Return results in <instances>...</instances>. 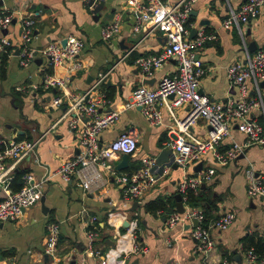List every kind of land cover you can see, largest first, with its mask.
<instances>
[{"label":"crops","instance_id":"obj_1","mask_svg":"<svg viewBox=\"0 0 264 264\" xmlns=\"http://www.w3.org/2000/svg\"><path fill=\"white\" fill-rule=\"evenodd\" d=\"M92 1H0V6L7 11H20L35 17L31 41L35 48L50 42H63L69 35L85 42L79 57L83 67L77 71L71 72L63 64L51 66L40 54L31 65L23 67L18 54L23 45L21 15H17L7 29H0V38L7 36L13 51L7 61L5 76H1L0 71V136L41 138L35 152L15 167L14 176L18 170L33 172L37 178L52 176L44 187L45 207L40 202L24 209L16 220L0 222V264H76L83 258L85 264H98L102 258L87 252L89 222L94 216L99 222L94 246L102 251L106 264H255L247 256V250L253 248L247 238L264 240V202L247 193L245 169L254 166L264 179V145H251L225 165L219 164L211 155L202 160L200 170L207 167L216 170L214 178L201 185L214 204L212 214L234 210L237 215L228 229H211L214 246L208 253L197 249L192 224L180 222L170 226L167 223L169 210L147 209L150 202L171 198L177 210L175 196L180 193L185 171L173 162V152L168 160L158 164L157 180L141 198L127 200L123 196L118 175L140 168L144 156L157 158L168 147L171 138L180 134L177 120L186 115L189 107L186 104L174 107L172 113L165 103H158L163 120L152 125L141 106H126L137 86L144 83L157 87L164 76L177 71L178 62L170 58L152 76H144L136 60L142 55L160 53L167 44L164 33L158 29L149 33L136 31V11L129 0H97L91 8ZM165 1L173 4L179 0ZM244 1L197 0L188 20L191 38L196 34L191 36L194 29L218 33V39L205 44L199 52L208 68L201 81V90L215 101H237L238 88L227 75L229 65L245 61L249 55L264 48V12L256 19L230 29L223 25L230 10H238ZM117 15L122 19L120 31L111 40H104L103 27ZM49 75L65 79V86L45 88L44 82ZM23 84L40 87L36 91L31 88L25 92L17 90V86ZM90 89L87 101L97 97L106 99L99 107L102 114L112 110L120 112L117 121L101 133V145L124 132H133L139 147L130 154L127 168L117 169L116 173L109 167L103 168L99 182L84 189L76 178L65 181L60 175L52 174L66 159L80 153L81 129L70 125L78 113H69L68 109L72 101ZM252 94L264 100V81L261 90L253 88ZM58 97H62V101L56 104ZM252 114L264 123L262 105L254 107ZM210 129L207 120L200 118L192 125L191 132L207 137ZM245 140L246 136L233 126L222 146L227 149L234 142ZM121 157L111 161L115 168ZM199 163L188 167L189 176L198 175L200 170L196 167ZM11 186L15 190L19 188L13 180ZM183 205L185 209L189 205L184 198ZM51 222L60 224L58 256L57 259L48 256L46 260V238ZM137 245L147 247V251L136 252Z\"/></svg>","mask_w":264,"mask_h":264},{"label":"built area","instance_id":"obj_2","mask_svg":"<svg viewBox=\"0 0 264 264\" xmlns=\"http://www.w3.org/2000/svg\"><path fill=\"white\" fill-rule=\"evenodd\" d=\"M1 1V0H0ZM97 0L90 3L95 6ZM197 0H179L173 4L165 0H129L134 6L136 31L161 30L167 38L165 48L158 54L142 55L136 62L146 77L154 74L168 59L175 58L178 69L171 75L164 76L155 88L146 84L137 86L126 103L127 107L141 106L145 118L152 125L160 124L163 112L158 103H165L172 113L174 107L188 105L186 115L177 120L180 134L171 138L168 147L173 151V162L184 168L185 177L180 182L179 190L187 201L189 189L198 191L204 182L211 181L216 173L214 167L203 168L197 176H189L188 167L202 162L211 155L219 164L225 165L235 160L246 148L254 144L264 145V123L253 116L254 107L263 106L262 97L252 94L253 88L261 90L264 81V48L258 49L249 55L245 61H236L229 65L227 75L231 83L238 88L236 102H222L213 100L208 94L201 92V81L208 72V68L200 58V49L207 43L218 39L217 32L199 30L194 37H189L190 29L188 20ZM264 12V0H245L238 10L231 9L224 20L225 28L230 29L235 25L248 23ZM21 15L23 45L19 53L20 64L23 67L31 65L35 57L40 54L49 60L51 66L66 65L69 71H77L83 67L80 54L85 47V42L69 35L64 45L62 41L50 42L42 48L31 45L36 19L31 14H22L20 11H7L0 6V29H7L13 19ZM121 17L107 23L102 29V38L111 40L121 29ZM11 41L7 36L0 38V57L9 52ZM10 55L13 53L11 50ZM103 76L96 84L98 85ZM65 79L48 76L45 79V88L64 87ZM95 85V86H96ZM38 84L19 85L17 90L32 91L39 89ZM80 94L70 103L69 113L77 112L78 115L70 122L71 127L80 128V153L66 159L52 175H60L65 181L77 179L84 189H90L102 177L103 168H111L116 173L117 169L111 161L123 153L134 154L139 145L133 132H124L114 140L101 145V133L113 125L120 116V112L112 110L106 114L100 112L99 107L105 103L104 97L86 100L87 94ZM173 95V98L171 96ZM62 97L55 99L59 104ZM200 118H205L211 125L207 137H199L191 132V127ZM236 126L246 136L243 143L234 142L227 149L222 143L230 135L232 127ZM41 138L18 139L0 136V222L18 219L24 209L41 202L44 187L52 178H37L33 172H26L22 177V186L15 190L12 188L15 167L24 159L35 152ZM157 158L144 156L141 166L131 172H122L117 179L121 183L123 196L127 200L141 198L145 191L153 185L157 176ZM247 177V193L251 197L260 198L264 202V179L260 177L254 166L245 169ZM184 212L173 211L168 214L167 223L175 226L180 222L193 225L192 235L197 239V249L208 253L214 246L211 229H228L235 221L237 215L234 210H225L217 215L206 225V213L202 207L192 205L190 202ZM96 216L89 222L87 252L97 255L102 259L98 264H106L103 253L96 249L94 244L99 234V222ZM197 221V224H194ZM60 224L51 222L48 225L45 252L51 259H57ZM136 252H146L147 247L136 246ZM247 256L255 264H264V253L258 255L254 248L247 250ZM55 264V263H52ZM76 264H85L84 258Z\"/></svg>","mask_w":264,"mask_h":264},{"label":"trees","instance_id":"obj_3","mask_svg":"<svg viewBox=\"0 0 264 264\" xmlns=\"http://www.w3.org/2000/svg\"><path fill=\"white\" fill-rule=\"evenodd\" d=\"M12 50V48H9V52ZM9 52H5L1 55L0 57V71H1V76H5L6 74V67H7V61L10 56ZM20 139V138H19ZM26 173L24 170H18L15 173L13 181L18 185L16 188H20L22 186V177ZM18 188V189H19ZM206 188L205 187H200L198 191L194 189H189L187 192V201L190 202L192 205L202 207L206 213V225L214 219L217 215H213L212 211L214 209V204L211 200V198L207 197L206 192L204 191ZM17 190V189H16ZM168 205H171L172 207L169 208ZM147 209L151 211H157V210H162V211H167L168 213L176 211L175 210V202L173 199H158L153 202L148 203ZM248 242L250 243V246L254 248L255 252L258 255H261L264 253V240L260 239L258 241H255L253 237L247 238Z\"/></svg>","mask_w":264,"mask_h":264},{"label":"water","instance_id":"obj_4","mask_svg":"<svg viewBox=\"0 0 264 264\" xmlns=\"http://www.w3.org/2000/svg\"><path fill=\"white\" fill-rule=\"evenodd\" d=\"M195 33H197V29H194L193 30L191 36H193V34H195ZM66 42H67V39H64L62 43L65 45ZM18 54H19V50H18ZM146 80L148 82V79H146ZM201 92H203V91L201 90ZM172 152L173 151H172V149L170 147H166L165 149H163L161 151V153L159 154V156L157 157V163L158 164H162L163 162H165L166 160H168L169 159V156L172 154ZM129 164H130V154L123 153L122 154V157H121V161L116 166V169L123 170V169L127 168L129 166ZM202 166H203V163L200 162L197 165L196 169L197 170H200L202 168ZM175 197H176V200H177V210L179 212H181V213L184 212L185 208H184V205H183V196H182V194L181 193H178ZM45 198H46V196L43 195V197L41 199V203H42V205L44 207H45ZM194 224L196 225L197 224V221H194ZM45 258H46V260H48V255L47 254L45 255Z\"/></svg>","mask_w":264,"mask_h":264}]
</instances>
